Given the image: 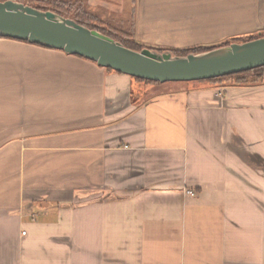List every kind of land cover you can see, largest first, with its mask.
<instances>
[{
	"label": "crops",
	"instance_id": "0c3cea01",
	"mask_svg": "<svg viewBox=\"0 0 264 264\" xmlns=\"http://www.w3.org/2000/svg\"><path fill=\"white\" fill-rule=\"evenodd\" d=\"M130 7L152 49L264 34V0ZM0 264H264V83H143L0 39Z\"/></svg>",
	"mask_w": 264,
	"mask_h": 264
},
{
	"label": "water",
	"instance_id": "95a60500",
	"mask_svg": "<svg viewBox=\"0 0 264 264\" xmlns=\"http://www.w3.org/2000/svg\"><path fill=\"white\" fill-rule=\"evenodd\" d=\"M0 39L64 52L134 79L166 84L201 82L264 67V37L201 54L135 51L55 12L9 0L0 2Z\"/></svg>",
	"mask_w": 264,
	"mask_h": 264
},
{
	"label": "rangeland",
	"instance_id": "374dc122",
	"mask_svg": "<svg viewBox=\"0 0 264 264\" xmlns=\"http://www.w3.org/2000/svg\"><path fill=\"white\" fill-rule=\"evenodd\" d=\"M21 1L23 2H19V0H17L16 2L25 4L27 6H31L36 9L41 8V9H47L55 13L60 12L64 16L68 17V19L74 21L76 19H79L91 26L102 27V28L104 27L106 30H112L111 27L113 26L114 31L128 32L133 36V40L135 41V43L140 44L139 42L136 41V35H135L136 34L135 15H134L135 12L133 10H129V8H131L130 6H132V3H134L135 0H21ZM105 8L106 9L108 8V10L106 11ZM112 8L113 10H115V12L110 11V9ZM123 8L124 10H126L125 12L123 11L124 13L122 12ZM238 41L242 43L244 40H238ZM147 49L158 51L157 49H152L149 47H147Z\"/></svg>",
	"mask_w": 264,
	"mask_h": 264
},
{
	"label": "trees",
	"instance_id": "16d2710c",
	"mask_svg": "<svg viewBox=\"0 0 264 264\" xmlns=\"http://www.w3.org/2000/svg\"><path fill=\"white\" fill-rule=\"evenodd\" d=\"M9 0H0V2H6ZM17 1V0H14ZM19 2H23L21 0H19ZM41 11H49L47 9H41L38 8ZM57 14L64 16L63 14H61L60 12H56ZM66 17V16H64ZM68 18V17H66ZM78 24L85 26L89 29L92 30H97L99 32H101L102 34L109 36L111 38H113L114 40L120 42L121 44H123L126 48L128 49H132L135 51H142L144 49H147V47L140 45L138 43H135V41L133 40V36L128 33V32H118V31H114V27L112 26L111 29L112 30H106L104 27H96V26H91L87 23H85L82 20L76 19L75 20ZM263 36H253L251 37L249 40L247 41H253L256 39H259ZM8 40H13V39H8ZM14 41H19V40H14ZM247 41H243V43L247 42ZM22 42V41H19ZM27 43V42H24ZM235 42H229V43H225L223 44V46H229L231 44H233ZM29 44V43H27ZM34 46H38L43 48L42 46L39 45H34ZM215 48H204V47H197V48H192V49H186V50H158V52L163 53V52H172L174 56H188L190 54H201V53H205L208 51H211ZM78 57V56H77ZM81 58V57H79ZM110 70V69H108ZM112 71V70H110ZM139 82H143V83H154V82H149V81H144V80H140V79H135ZM207 82H230L233 85L236 86H242V85H259L264 83V67L263 68H259V69H255L249 72H244V73H240V74H235V75H231V76H227V77H223V78H218V79H213V80H208Z\"/></svg>",
	"mask_w": 264,
	"mask_h": 264
},
{
	"label": "built area",
	"instance_id": "2783aa9c",
	"mask_svg": "<svg viewBox=\"0 0 264 264\" xmlns=\"http://www.w3.org/2000/svg\"><path fill=\"white\" fill-rule=\"evenodd\" d=\"M187 194L188 195H191V196H194L195 195V193L193 191H188Z\"/></svg>",
	"mask_w": 264,
	"mask_h": 264
}]
</instances>
